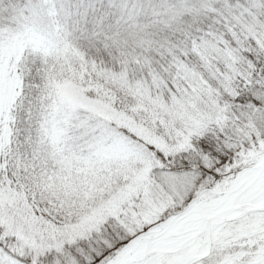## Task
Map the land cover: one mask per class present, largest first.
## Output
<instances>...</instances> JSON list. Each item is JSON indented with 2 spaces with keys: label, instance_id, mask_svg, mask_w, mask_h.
<instances>
[{
  "label": "snow or ice",
  "instance_id": "snow-or-ice-1",
  "mask_svg": "<svg viewBox=\"0 0 264 264\" xmlns=\"http://www.w3.org/2000/svg\"><path fill=\"white\" fill-rule=\"evenodd\" d=\"M0 264H264V0H0Z\"/></svg>",
  "mask_w": 264,
  "mask_h": 264
}]
</instances>
